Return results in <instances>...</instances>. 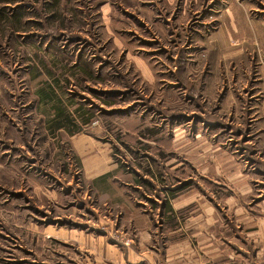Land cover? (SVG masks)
I'll return each instance as SVG.
<instances>
[{
	"label": "rangeland",
	"instance_id": "obj_1",
	"mask_svg": "<svg viewBox=\"0 0 264 264\" xmlns=\"http://www.w3.org/2000/svg\"><path fill=\"white\" fill-rule=\"evenodd\" d=\"M179 196L264 227V0H0V264H130Z\"/></svg>",
	"mask_w": 264,
	"mask_h": 264
},
{
	"label": "crops",
	"instance_id": "obj_2",
	"mask_svg": "<svg viewBox=\"0 0 264 264\" xmlns=\"http://www.w3.org/2000/svg\"><path fill=\"white\" fill-rule=\"evenodd\" d=\"M191 198L179 196L172 207L159 210L162 218L158 226L147 213L130 210L126 224L139 232V244L120 260L130 264H260L264 227L259 220L243 216L238 233L232 232L237 238L222 239L220 228L225 227L211 208L202 206V211L181 217V207Z\"/></svg>",
	"mask_w": 264,
	"mask_h": 264
},
{
	"label": "built area",
	"instance_id": "obj_3",
	"mask_svg": "<svg viewBox=\"0 0 264 264\" xmlns=\"http://www.w3.org/2000/svg\"><path fill=\"white\" fill-rule=\"evenodd\" d=\"M259 262L260 264H264V243L259 248Z\"/></svg>",
	"mask_w": 264,
	"mask_h": 264
}]
</instances>
